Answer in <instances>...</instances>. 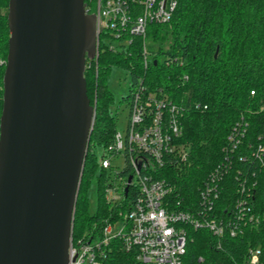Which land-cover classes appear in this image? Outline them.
<instances>
[{
	"label": "trees",
	"instance_id": "trees-1",
	"mask_svg": "<svg viewBox=\"0 0 264 264\" xmlns=\"http://www.w3.org/2000/svg\"><path fill=\"white\" fill-rule=\"evenodd\" d=\"M8 4L9 0H0L3 58H7L9 47ZM148 39V67L139 45L129 54L101 43L97 56L87 58L88 94L96 111L76 202L74 238L86 232L100 233L107 219L123 217L136 193L131 185L123 199L108 197V168L101 165L96 151L98 146H107L115 130L110 106L114 95L106 82L114 64L130 72L131 90L142 75L150 87H162L173 100L187 106L180 140L188 156L159 172L186 199L180 201L182 207L197 205L200 186L220 159L235 120L244 116L250 121L249 137L262 135L264 139V0H179L171 21L153 24ZM5 67L0 64V116ZM128 172V167L122 171L124 175ZM93 181L97 187L94 212L89 195ZM228 192L226 189L225 196ZM256 201L264 207V172L259 174ZM253 233L252 237L264 242L263 227ZM245 243L243 238H235L225 243L227 249H220L208 230L191 228L183 264H233L232 255L242 254L234 249H244Z\"/></svg>",
	"mask_w": 264,
	"mask_h": 264
},
{
	"label": "built area",
	"instance_id": "built-area-1",
	"mask_svg": "<svg viewBox=\"0 0 264 264\" xmlns=\"http://www.w3.org/2000/svg\"><path fill=\"white\" fill-rule=\"evenodd\" d=\"M91 1L86 6L97 14V54L101 43L129 54L139 45L146 67L151 59V26L171 21L179 3ZM6 63L7 58L0 57V64ZM129 102L126 131L114 130L100 162L109 168L114 156H124L129 172L122 185L109 182L106 190L108 197L121 200L132 185L136 190L132 205L123 217L107 219L100 233L86 232L75 238L72 233L69 264H183L191 228L208 230L220 249H227L225 243L232 239L243 238L246 247L234 249L242 254L232 255L233 264H264V242L252 237L257 228H264V207L256 201L259 174L264 172L262 135L249 137L250 121L244 116L235 120L220 159L200 186L197 205L185 208L180 201L186 199L159 172L188 156L180 140L187 106L173 100L162 87H150L142 75L133 84Z\"/></svg>",
	"mask_w": 264,
	"mask_h": 264
},
{
	"label": "water",
	"instance_id": "water-1",
	"mask_svg": "<svg viewBox=\"0 0 264 264\" xmlns=\"http://www.w3.org/2000/svg\"><path fill=\"white\" fill-rule=\"evenodd\" d=\"M86 5L9 0L0 116V264H69L96 111L85 69L87 58L97 56V14Z\"/></svg>",
	"mask_w": 264,
	"mask_h": 264
},
{
	"label": "rangeland",
	"instance_id": "rangeland-1",
	"mask_svg": "<svg viewBox=\"0 0 264 264\" xmlns=\"http://www.w3.org/2000/svg\"><path fill=\"white\" fill-rule=\"evenodd\" d=\"M106 82L114 95V99L110 106L115 116V129L125 133L130 112V102L128 95L131 92L132 76L128 69L122 65L114 64L107 72ZM96 151L100 157L104 152V148L98 146L96 147ZM112 164L113 165L107 170L106 178L108 182H114L116 185H122V182L125 178V175L122 173V171L124 170L126 164L124 156H114L112 158ZM89 195L90 209L94 212L97 208L96 181L92 182ZM109 195L112 196V193L110 192Z\"/></svg>",
	"mask_w": 264,
	"mask_h": 264
}]
</instances>
